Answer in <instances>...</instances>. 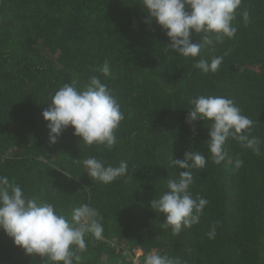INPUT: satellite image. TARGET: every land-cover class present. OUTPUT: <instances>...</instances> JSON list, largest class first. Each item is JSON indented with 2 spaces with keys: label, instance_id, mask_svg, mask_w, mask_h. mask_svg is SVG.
I'll return each mask as SVG.
<instances>
[{
  "label": "trees",
  "instance_id": "trees-1",
  "mask_svg": "<svg viewBox=\"0 0 264 264\" xmlns=\"http://www.w3.org/2000/svg\"><path fill=\"white\" fill-rule=\"evenodd\" d=\"M233 23L234 38L185 58L168 51L166 30L140 0H0V175L69 218L82 203L99 211L103 239L85 237L80 264H129L135 250L143 253L139 264L153 250L186 264H264V0H242ZM200 35L192 34V41ZM216 56L224 57L216 73L193 66ZM105 61L111 77L99 71ZM94 75L113 90L124 114L118 143L110 150L85 146L71 127L49 143L41 114L51 105L50 94L73 80L82 87ZM200 95L231 98L253 120L262 155L229 138L225 159L213 163L206 142L210 122L186 121L189 99ZM189 150L208 157L203 169L192 170L190 191L209 203L200 222L177 235L161 228L165 215L151 201L183 171L171 157L183 159ZM89 157L113 166L126 161L128 172L103 184L76 163ZM216 222L217 235L208 239ZM45 260L26 255L0 230V264Z\"/></svg>",
  "mask_w": 264,
  "mask_h": 264
},
{
  "label": "clouds",
  "instance_id": "clouds-1",
  "mask_svg": "<svg viewBox=\"0 0 264 264\" xmlns=\"http://www.w3.org/2000/svg\"><path fill=\"white\" fill-rule=\"evenodd\" d=\"M148 17L166 30L169 38L168 51L185 58H196L201 51L214 42L222 43L225 38H234L237 27L234 21L242 0H140ZM186 6L187 9L186 10ZM245 24L250 23L249 12L241 13ZM192 34H201L197 42ZM227 55V53H225ZM223 56L212 57L210 61L200 58L194 63L203 74L216 73L223 62ZM104 77H111L108 61L99 69ZM51 96V105L42 112L49 129V143L68 127L85 146L103 145L112 149L118 143L116 130L124 119L121 106L112 89L98 76H91L82 87L78 81L62 84ZM192 105L186 121L210 122L208 128L207 152L212 162L219 165L225 159V144L229 138L238 142L241 148L262 155V141L252 135L253 120L242 114L231 98L215 95H200L190 98ZM208 157L200 151H187L183 159H172L171 164L183 169L175 178H168L167 189L151 201V208L165 215L161 228L171 227L174 234L200 222L208 200L190 191L194 184L193 169H203ZM86 168L87 175L103 184H109L128 172L126 161L118 166L106 164L102 159L89 157L76 161ZM243 166L237 158L235 168ZM103 217L89 203L72 208L70 218L58 210L55 204L25 194L15 179L0 175V230L10 237L26 255L46 258L45 264H80L78 253L87 249L85 237L103 239ZM218 222L210 225L208 239H215ZM144 264H186L178 256L161 255L153 250L144 258Z\"/></svg>",
  "mask_w": 264,
  "mask_h": 264
},
{
  "label": "built area",
  "instance_id": "built-area-1",
  "mask_svg": "<svg viewBox=\"0 0 264 264\" xmlns=\"http://www.w3.org/2000/svg\"><path fill=\"white\" fill-rule=\"evenodd\" d=\"M142 256H143V253L141 250H135L130 257V263L129 264H139L140 258Z\"/></svg>",
  "mask_w": 264,
  "mask_h": 264
}]
</instances>
